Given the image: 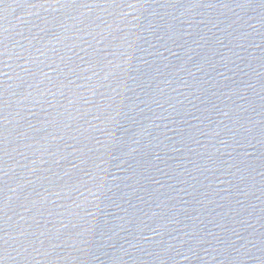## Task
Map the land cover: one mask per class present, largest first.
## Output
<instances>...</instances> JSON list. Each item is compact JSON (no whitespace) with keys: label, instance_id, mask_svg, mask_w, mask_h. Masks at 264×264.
I'll return each mask as SVG.
<instances>
[{"label":"water","instance_id":"1","mask_svg":"<svg viewBox=\"0 0 264 264\" xmlns=\"http://www.w3.org/2000/svg\"><path fill=\"white\" fill-rule=\"evenodd\" d=\"M0 264H264V0H0Z\"/></svg>","mask_w":264,"mask_h":264}]
</instances>
